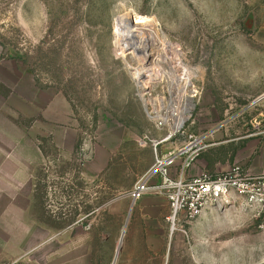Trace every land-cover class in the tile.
<instances>
[{
	"label": "rangeland",
	"instance_id": "374dc122",
	"mask_svg": "<svg viewBox=\"0 0 264 264\" xmlns=\"http://www.w3.org/2000/svg\"><path fill=\"white\" fill-rule=\"evenodd\" d=\"M127 12L192 74L183 134L159 155L203 138L192 170L221 173L264 138V0H0V264H264L262 217L241 199L174 223L165 192L132 198L173 86L144 73L141 90L116 33ZM142 41L171 53L150 28Z\"/></svg>",
	"mask_w": 264,
	"mask_h": 264
},
{
	"label": "built area",
	"instance_id": "2783aa9c",
	"mask_svg": "<svg viewBox=\"0 0 264 264\" xmlns=\"http://www.w3.org/2000/svg\"><path fill=\"white\" fill-rule=\"evenodd\" d=\"M151 116L158 128H167L169 131L162 138L153 140L157 153L156 163L149 172V178H142L131 189L134 200L140 199L151 188L165 192L171 204L172 218L176 220L184 212L183 218L191 221L201 216L211 206L224 210L235 199H241L248 207L257 210L263 220L261 226L264 227V174H250L241 165H234L226 172L203 171L188 176V170L195 165L198 156L206 149L204 139L195 137L185 148L159 155L158 146L182 135L183 127L171 130L168 125L175 122L172 116L165 117L163 114L155 118ZM154 175L161 177V183L152 187L151 177Z\"/></svg>",
	"mask_w": 264,
	"mask_h": 264
},
{
	"label": "bare ground",
	"instance_id": "6f19581e",
	"mask_svg": "<svg viewBox=\"0 0 264 264\" xmlns=\"http://www.w3.org/2000/svg\"><path fill=\"white\" fill-rule=\"evenodd\" d=\"M149 28L153 32V36L161 41V44H165V46L168 45V51L169 49L171 50L169 55L163 57L160 49L159 51L154 52L152 47L146 49L141 47L140 42H143V36ZM116 31L120 37L119 40H121L123 46H126V51H124V53H126V55L132 54V56H130V61H135L134 64L136 66L133 68L132 74H134L138 79L136 81L140 84L141 90L142 88L147 89L144 83V76L141 75L144 73H151L148 77L153 80L167 78L169 79L168 81H170V85L173 86V91L170 95L172 102H168L166 107H160L157 110H153L154 112L151 113L153 116L151 117L155 118L157 116H161L162 114L165 117L172 116L175 122L173 124H169L168 127L171 130L181 129L189 119V114L193 108V102L191 99L192 96L189 94L190 87L193 85V82L192 74L188 65L184 64L176 55V52L169 45V41L162 37L157 22H155L152 18L147 16H138L133 19L132 12H127L121 15L117 20ZM129 49L132 51L127 53V50ZM172 221L175 223L174 217L172 218ZM175 229L176 227H173V230ZM121 244L122 241L120 242V246Z\"/></svg>",
	"mask_w": 264,
	"mask_h": 264
},
{
	"label": "crops",
	"instance_id": "0c3cea01",
	"mask_svg": "<svg viewBox=\"0 0 264 264\" xmlns=\"http://www.w3.org/2000/svg\"><path fill=\"white\" fill-rule=\"evenodd\" d=\"M167 142L168 141L164 143ZM166 153L167 152H163L162 155ZM197 161L201 164V167H206L208 164V161L204 157L201 159L197 158ZM234 164H240L243 169L250 174H264V138H252L247 141L243 147L236 151L234 162H230L229 159L217 161L215 164L216 171H219L220 167L225 168L227 165L232 166ZM192 169L193 168L188 170V176L196 174Z\"/></svg>",
	"mask_w": 264,
	"mask_h": 264
},
{
	"label": "trees",
	"instance_id": "16d2710c",
	"mask_svg": "<svg viewBox=\"0 0 264 264\" xmlns=\"http://www.w3.org/2000/svg\"><path fill=\"white\" fill-rule=\"evenodd\" d=\"M238 148H236L234 151H233V154H232V156L230 157V161L231 162H233L234 161V158H235V153H236V150H237ZM209 165L211 166V164L209 163Z\"/></svg>",
	"mask_w": 264,
	"mask_h": 264
}]
</instances>
